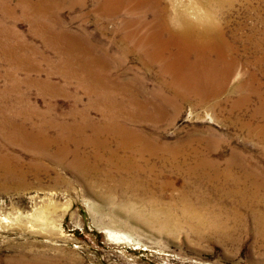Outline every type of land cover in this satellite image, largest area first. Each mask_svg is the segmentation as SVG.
<instances>
[{"label":"rangeland","instance_id":"rangeland-1","mask_svg":"<svg viewBox=\"0 0 264 264\" xmlns=\"http://www.w3.org/2000/svg\"><path fill=\"white\" fill-rule=\"evenodd\" d=\"M29 1L40 12L49 1L55 4L53 13L64 30L120 57L113 48L122 44L114 35L116 24L108 19L102 20L104 26L96 24L93 0L83 10H71L63 0ZM18 3L0 0V29L15 30L45 55L32 59L49 74L42 78L59 92L66 89L67 96L40 97L26 86L19 95L11 93L7 73L13 63L0 50V121L4 113L48 112L52 105L53 114L68 115L75 109L69 95L81 96L78 109H83L93 98L46 64L60 59L33 34ZM163 5L168 9L169 1ZM177 5L193 22H216L236 44L242 65L224 94L204 106L192 98L162 113L151 110L153 121L127 125L150 144L104 155L102 175L85 180L64 167L33 162L28 151L0 133V264H264V62L256 60L264 54V0H181ZM101 63L105 83L130 82L137 89L142 83L149 92L159 87L158 68L147 70L139 57L119 69L108 59ZM20 74L16 77L23 79ZM239 82L251 83L254 91L245 106H235ZM101 110L91 117L101 121ZM118 120L126 121L125 115ZM109 142V151L118 150L119 140L111 135Z\"/></svg>","mask_w":264,"mask_h":264},{"label":"bare ground","instance_id":"bare-ground-1","mask_svg":"<svg viewBox=\"0 0 264 264\" xmlns=\"http://www.w3.org/2000/svg\"><path fill=\"white\" fill-rule=\"evenodd\" d=\"M63 1L67 2L63 3L64 6L68 4L71 10L87 8V0ZM168 1L167 9L163 0H93L96 24L104 26L103 19L116 24L114 35H118L122 43L120 47L113 46L121 53L116 58L107 50L92 47L85 35L64 30V23L53 13L56 5L50 1L47 9L40 12L29 0H19L22 17L34 29L33 34L60 59L58 63L46 61V64L68 82L79 84V91L86 92L93 100L80 110L83 98L69 95L68 100L72 101L75 109L68 115L53 114L56 108L52 104L48 112L32 108L22 114L20 111L14 115L4 113L0 121L3 139L28 151L33 162L51 163L59 169L64 167L85 180L102 175L104 155L114 156L117 151L134 144H150L145 134H135L127 125H139L143 119L153 121L151 110L162 113L169 107L182 106L192 98L204 106L223 95L234 70L242 65L236 44L227 41L216 22H193L192 15L177 5L181 0ZM88 16L86 13L83 18ZM3 36L4 42L1 41ZM235 41L237 43V39ZM249 42L252 44L251 40ZM256 46L259 48L260 44ZM0 50L1 56L13 63L7 73L12 81L11 93L19 95L21 88L26 86L35 88L40 97L67 96L66 89L59 92L60 89L49 78H42L49 74L36 66L37 63L35 65L32 56H46L27 44L21 34L11 29H0ZM131 57L141 58L147 70L151 66L158 68L160 84L156 90L149 92L142 83L137 89L130 82L114 86L104 82L102 59H108L113 69H119ZM256 60L264 62V54ZM20 73L25 75L23 79L16 77ZM251 86L249 82L238 83L237 89L241 94L235 106L249 104L254 94ZM19 101L24 102L23 97ZM100 107L102 120L96 121L91 113ZM121 114L125 115L126 121L118 120ZM111 135L119 140L118 150L109 151ZM138 155L142 157L143 152H138ZM33 164H29L30 170Z\"/></svg>","mask_w":264,"mask_h":264}]
</instances>
